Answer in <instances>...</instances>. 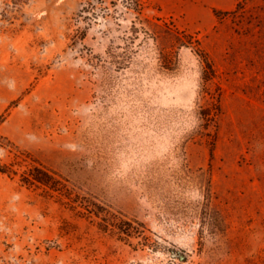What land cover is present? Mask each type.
Returning a JSON list of instances; mask_svg holds the SVG:
<instances>
[{
	"label": "rangeland",
	"instance_id": "374dc122",
	"mask_svg": "<svg viewBox=\"0 0 264 264\" xmlns=\"http://www.w3.org/2000/svg\"><path fill=\"white\" fill-rule=\"evenodd\" d=\"M213 1L0 0V264H264V0Z\"/></svg>",
	"mask_w": 264,
	"mask_h": 264
},
{
	"label": "crops",
	"instance_id": "0c3cea01",
	"mask_svg": "<svg viewBox=\"0 0 264 264\" xmlns=\"http://www.w3.org/2000/svg\"><path fill=\"white\" fill-rule=\"evenodd\" d=\"M233 0H214L212 3L220 9L227 10L231 8Z\"/></svg>",
	"mask_w": 264,
	"mask_h": 264
},
{
	"label": "trees",
	"instance_id": "16d2710c",
	"mask_svg": "<svg viewBox=\"0 0 264 264\" xmlns=\"http://www.w3.org/2000/svg\"><path fill=\"white\" fill-rule=\"evenodd\" d=\"M35 179H36V181H38V182H42L40 178H35Z\"/></svg>",
	"mask_w": 264,
	"mask_h": 264
},
{
	"label": "water",
	"instance_id": "95a60500",
	"mask_svg": "<svg viewBox=\"0 0 264 264\" xmlns=\"http://www.w3.org/2000/svg\"><path fill=\"white\" fill-rule=\"evenodd\" d=\"M182 258H183V256H182Z\"/></svg>",
	"mask_w": 264,
	"mask_h": 264
}]
</instances>
